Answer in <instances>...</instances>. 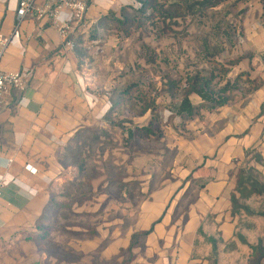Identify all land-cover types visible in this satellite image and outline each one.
<instances>
[{"label":"crops","instance_id":"crops-1","mask_svg":"<svg viewBox=\"0 0 264 264\" xmlns=\"http://www.w3.org/2000/svg\"><path fill=\"white\" fill-rule=\"evenodd\" d=\"M19 1L0 0V35L10 38L0 68H24L33 77L24 92L14 93L17 103L12 109L0 106V243L15 240L36 227L50 203L51 184L67 175L63 172L74 170L73 163H62V155L67 149L71 156L73 149H82L88 134H102L113 141L121 135L134 139L135 129L148 124L155 115L164 135L173 131H164L159 107L164 110L163 123L177 129L197 113L235 107L238 109L232 116L236 121L230 124L234 132L217 133L214 125V130L204 134L201 163L187 170L193 177L180 185L179 194L185 198L190 197V188L197 189L196 206L188 211L184 227L171 228L172 217L167 214L156 224L155 233L159 239L168 240L171 247L176 246L172 264H247L250 252L247 248L245 258L240 257V243L221 249L207 243L204 253L197 251L195 243L210 214H216L213 219L219 221L216 211L221 204L229 207L226 220L234 221L238 214L233 205V197L239 198L236 175L251 151L264 150V95L242 99L239 105L231 97L219 109L200 108L189 117L180 112L184 93L175 92L185 91L188 80L179 82L175 78L182 79L185 60L190 59L188 77L223 66L228 79L241 75V80H247L246 76L258 83L264 80V0H218L207 8L201 5L216 0H159L194 6L195 12L178 18L177 24L159 35L147 24L130 36L100 21L105 16H119L123 8L135 11L142 0H91L86 17L96 23L95 35L77 31L68 38L61 37L49 21L37 18L25 19L14 33ZM210 12L212 16L208 17ZM189 25L196 34L203 33L205 26L208 31L207 36L202 34L201 40H195L200 47L194 45L192 53L185 50V40H172L174 32L179 37ZM139 35L144 40L141 44ZM151 68L166 76L156 87L161 92L155 97L154 111L147 108L149 97L144 93L146 87H155L147 86L144 80ZM172 75L174 80H170ZM137 83L141 91L131 99L122 98V91ZM188 98L194 107L204 104L196 93ZM141 116L146 119L136 121ZM126 117L135 124L126 123ZM192 158L198 159V154ZM28 164L37 169L35 174L26 169Z\"/></svg>","mask_w":264,"mask_h":264},{"label":"rangeland","instance_id":"rangeland-1","mask_svg":"<svg viewBox=\"0 0 264 264\" xmlns=\"http://www.w3.org/2000/svg\"><path fill=\"white\" fill-rule=\"evenodd\" d=\"M207 16H212L211 12ZM220 24L224 26L223 21ZM205 28L203 33L196 34L189 25L181 30L179 37L174 32L172 40H185V50L192 53L196 50L194 45L200 47L195 40L202 34L208 35ZM143 41L140 36L138 43ZM187 61L191 60H185L182 79L175 78L179 82L189 78L187 67L192 64ZM144 80L147 86H155L144 90L148 99H152L161 92L156 87L166 76L151 68ZM170 80H174L173 75ZM249 80H241L231 95L237 105L242 99L264 95V80L254 84ZM237 109L200 112L177 129L163 123L164 110L159 107L164 131H173L160 138L129 139L121 135L118 141H113L104 139L102 134H88L82 149H73V156L67 149L62 155V163H73L74 170L63 172L67 175L51 184L50 204L40 224L15 240L0 243V264H172L176 246L171 247L168 240L158 238L156 224L171 214V228L184 227L188 211L196 206L193 202L197 200V189L190 188V197L185 198L179 194L180 185L193 177L187 170L201 163L199 154L203 153L204 134L214 130V125L217 133L234 132L230 124L236 121L232 113ZM143 117L136 121H144ZM125 121L135 124L132 118L126 117ZM195 153L198 159L192 158ZM239 172L236 179L241 176L247 186L237 194L240 207H234V212L239 215L234 216V221L226 220L229 207L221 204L216 211L221 217L219 221L213 219L216 214H210L202 235H198L197 251L204 253L207 243L217 249L240 243L243 248L238 255L244 259L247 248L251 254L252 246L260 242L264 246V194L250 192L252 185L264 186V150L251 151Z\"/></svg>","mask_w":264,"mask_h":264},{"label":"trees","instance_id":"trees-1","mask_svg":"<svg viewBox=\"0 0 264 264\" xmlns=\"http://www.w3.org/2000/svg\"><path fill=\"white\" fill-rule=\"evenodd\" d=\"M217 3H219L218 0L204 2L201 7L207 8L209 6H214ZM193 12H195L194 6H188L179 2L142 0L138 9L135 11L131 12L126 8H123L119 16H105L101 19L100 23L105 27L116 29L124 36H130L133 32L144 28L147 24H151L154 26L156 34L159 35L162 32H167L172 25L177 24L178 18L184 17L187 13ZM226 72L227 70L221 66L220 68L215 67L210 73H195L190 76L187 81V89L184 91L185 97L181 103L180 112L191 117L195 110L200 108L213 111L225 106L230 101L232 93L240 86L239 84L242 79L241 75H238L233 80L228 79L226 78ZM248 82H253V84L258 83L256 80H249ZM139 91L141 90L138 87V83L133 84L128 89L122 91L121 96L125 99H131V97ZM190 93H196L199 95L203 99L204 104H202L201 107H194L188 98ZM155 97L146 101L147 108H150L153 111L155 110ZM134 133L137 138H160L163 135L162 129L157 125L155 115H153L148 124L138 126ZM246 187L247 186L243 183V178L239 176L237 190L240 191ZM251 188L252 189L249 188L251 193L264 194V186L262 185L255 184L252 185ZM233 205L235 208L240 207L238 200L235 197H233ZM40 221L38 222L39 224ZM37 227L39 228V225ZM263 262L264 246L260 242L251 247V254L247 264H263Z\"/></svg>","mask_w":264,"mask_h":264},{"label":"built area","instance_id":"built-area-1","mask_svg":"<svg viewBox=\"0 0 264 264\" xmlns=\"http://www.w3.org/2000/svg\"><path fill=\"white\" fill-rule=\"evenodd\" d=\"M91 0H20L16 13L14 33L27 18L47 20L63 38L79 31L82 35L91 36L96 23L87 19L86 14ZM95 24V25H94ZM10 38L0 35V59L6 52ZM68 44V43H67ZM33 74L30 70L20 68L3 70L0 68V106L12 109L17 99L14 93L24 92L30 85ZM26 169L35 174L37 169L26 165Z\"/></svg>","mask_w":264,"mask_h":264}]
</instances>
